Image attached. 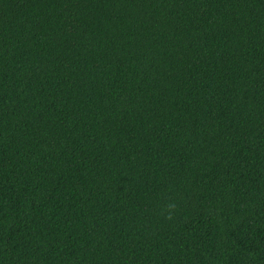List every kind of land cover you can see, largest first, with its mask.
<instances>
[{
	"label": "trees",
	"instance_id": "1",
	"mask_svg": "<svg viewBox=\"0 0 264 264\" xmlns=\"http://www.w3.org/2000/svg\"><path fill=\"white\" fill-rule=\"evenodd\" d=\"M0 264H264V0H0Z\"/></svg>",
	"mask_w": 264,
	"mask_h": 264
}]
</instances>
